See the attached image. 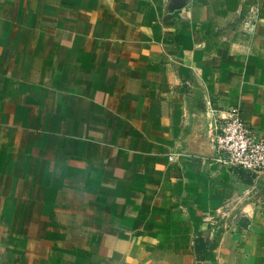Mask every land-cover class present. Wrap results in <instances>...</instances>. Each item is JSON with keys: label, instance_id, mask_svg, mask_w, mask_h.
<instances>
[{"label": "crops", "instance_id": "obj_1", "mask_svg": "<svg viewBox=\"0 0 264 264\" xmlns=\"http://www.w3.org/2000/svg\"><path fill=\"white\" fill-rule=\"evenodd\" d=\"M231 108L264 136V0H0V264H264Z\"/></svg>", "mask_w": 264, "mask_h": 264}, {"label": "built area", "instance_id": "obj_2", "mask_svg": "<svg viewBox=\"0 0 264 264\" xmlns=\"http://www.w3.org/2000/svg\"><path fill=\"white\" fill-rule=\"evenodd\" d=\"M244 14L247 30L257 17ZM217 153L214 161L230 171L264 174V136L250 127L239 108H231L216 123Z\"/></svg>", "mask_w": 264, "mask_h": 264}, {"label": "rangeland", "instance_id": "obj_3", "mask_svg": "<svg viewBox=\"0 0 264 264\" xmlns=\"http://www.w3.org/2000/svg\"><path fill=\"white\" fill-rule=\"evenodd\" d=\"M183 260H184V256L182 257V255L162 253L158 257L157 261L152 264H189V263H185Z\"/></svg>", "mask_w": 264, "mask_h": 264}]
</instances>
